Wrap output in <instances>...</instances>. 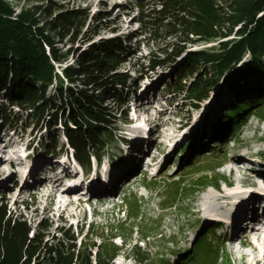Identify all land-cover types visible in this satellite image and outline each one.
I'll return each instance as SVG.
<instances>
[{
	"label": "rangeland",
	"instance_id": "obj_1",
	"mask_svg": "<svg viewBox=\"0 0 264 264\" xmlns=\"http://www.w3.org/2000/svg\"><path fill=\"white\" fill-rule=\"evenodd\" d=\"M2 1L13 11V18L18 16L24 20L23 17L28 16L31 25L44 27L56 48L67 55L65 61L54 64L58 77L54 76L47 85L49 97H53L61 85L74 87L65 71L77 67L80 55L93 45L120 39L127 48L118 70L129 76L124 86H118L124 103L116 99L107 102V107L115 112L116 120L107 126L105 144H98L91 152L89 159L92 162L97 156L108 160L110 157L111 161L126 157L127 154L121 152L124 143H128L124 137L126 132L142 134L138 121L152 131L147 145L142 146L129 166H124L127 174L116 189L110 193L92 192L85 205L71 204L61 208L55 196L46 193L50 179L43 173L37 183L29 182L30 177L24 183L18 182L16 173L7 170L35 159L45 162L46 158L58 157L70 147L75 149L66 134L64 119L61 117L56 125L47 120L40 125L32 123L26 130L21 129V122L18 129L6 125L1 113L3 106L9 105L12 90L9 81L5 84L0 81V142L8 151L0 159V175H9L14 185L10 190L0 187V202L7 205L9 214L26 219L32 232L44 233L47 240L57 235L58 227L72 228L79 240L85 239L88 245L96 242L102 256L112 259L111 264H249V258L240 257L244 256L242 251L233 252L228 231L221 233L211 220L233 214L237 188L242 189L241 182L247 180L255 163L264 166V101L257 107L250 105L249 115H241L233 121L227 119L232 115L231 108L236 109L244 102L249 105L256 97L264 100V77L247 76L249 86L242 91L237 86L236 70L232 68L225 71L217 86H212L203 100H191L172 91L178 82L176 73L190 55L202 50H219L222 42L240 39L238 32L244 24L231 26L224 19L218 24V34L224 33L222 36L210 42L197 41V36L192 41L183 39L187 43L186 49L179 58L169 66L148 69L150 58L170 59L173 43L179 42L162 29L167 22H172L164 14H158L162 8L160 0ZM213 2V13L218 14L223 3L221 0ZM70 10H83L88 17L80 29H74V34L59 36L58 32H53L52 23L62 12ZM206 11V6L196 4L193 14L188 17V25L193 27L194 22H200ZM156 17L161 19L154 24ZM230 29L233 30L230 32ZM189 37L192 39L191 35ZM46 49L48 53L47 46ZM249 58L247 54L242 61ZM195 77H185L183 83L190 86ZM76 85L83 87L82 82ZM168 85H172L170 89ZM95 92L100 93L99 90ZM26 122L31 120L27 118ZM231 122L234 127L229 131L226 123ZM53 138L58 141L57 152L50 149ZM9 140L11 143L7 147ZM136 143L132 144L131 151ZM235 155L245 159H241L242 165L237 164V170L232 172L228 163ZM225 181L235 185L228 189ZM75 192L67 190L69 194ZM211 196L219 201H201L203 197ZM46 225L50 226L48 231H40ZM249 253L256 262L262 259L258 251L251 249ZM93 264H96L95 258Z\"/></svg>",
	"mask_w": 264,
	"mask_h": 264
},
{
	"label": "trees",
	"instance_id": "obj_2",
	"mask_svg": "<svg viewBox=\"0 0 264 264\" xmlns=\"http://www.w3.org/2000/svg\"><path fill=\"white\" fill-rule=\"evenodd\" d=\"M221 1V6L226 8H219V13L223 10L220 16L213 13V0H160L162 8L157 11L158 14H164L172 22L164 23L162 27L165 28L162 29L179 42L173 43L170 59L150 58L148 69L169 66L185 52L186 41H192L196 36L199 37L197 41L207 42L222 36L224 33L218 34V24L224 19L231 26L244 24L238 32L240 39L222 42L219 50H202L190 55L176 73L178 82L173 85V93L184 94L191 100H203L211 87L217 86L225 71L232 68L236 70L237 86L242 91L249 86V76L264 77V0ZM196 4L206 6L207 11L202 19H198L200 22H194L190 27L188 17L193 14ZM12 15L11 8L0 0V81L3 84L9 81L12 90L9 105L3 106V121L13 129H18L21 122V129L26 130L32 123L40 125L46 120L56 125L63 117L66 134L75 147L77 157L89 163L91 152L98 144L103 146L107 141V126L116 120V114L107 107V102L116 99L124 103L118 86H124L129 76L118 70L127 48L120 39L93 45L80 55L77 67L65 71V76L74 87L64 88L61 85L56 94L49 97L46 95L47 85L54 76L58 77L54 64L65 61L67 55L56 48L53 39L45 34L44 27L31 25L28 16L23 20ZM87 17L88 13L83 10L62 12L53 21L52 30L59 36L74 34V29H80ZM160 19L156 17L154 24ZM183 34L184 38L181 37ZM247 54L250 58L243 62ZM190 75H196V79L187 86L183 79ZM77 82H82L83 87L78 88ZM43 83L46 85H41ZM168 86L170 89L172 85ZM98 90L100 93L95 92ZM261 101L264 100L256 97L250 100L249 105L244 102L236 109L231 108L232 115L227 119L233 121L241 115H249L250 107H257ZM24 117L31 122L27 123ZM68 123L76 128H70ZM232 127V122L226 123L229 131ZM57 145L58 141L53 138L50 149L57 152ZM49 228L46 225L40 231H48ZM55 234L47 240L44 233L32 232L26 219L14 218L9 214L7 205L0 202V264H93L94 258L96 264H111L112 259L102 256L96 242L88 245L85 239L79 240L72 228L58 227Z\"/></svg>",
	"mask_w": 264,
	"mask_h": 264
},
{
	"label": "bare ground",
	"instance_id": "obj_3",
	"mask_svg": "<svg viewBox=\"0 0 264 264\" xmlns=\"http://www.w3.org/2000/svg\"><path fill=\"white\" fill-rule=\"evenodd\" d=\"M138 127L140 130H143L142 134L138 133L137 135L136 134L131 135L126 132L125 134L126 136L124 138H126L128 143H124V141H122L124 145L122 146L123 148L121 149L122 150L121 152H123L124 154L126 153L127 155L126 157H121L120 159H116L115 161L114 160L111 161L110 157L108 160L106 158H102V156H97L96 157L97 159L94 160V162L90 160V162L87 163V162L80 160L77 157L75 149L70 147L68 151L65 150L58 157L46 158L45 162H43L42 160L38 162L35 159L32 162H29V163L27 162L26 165L18 164L17 165L18 167L15 168V170L17 171L18 169L22 171V173H24L21 177V180L24 183H26V180H28L29 177L31 180L29 182L37 183L38 181L42 179L43 175L41 176V174L43 173L46 179H50L47 182L48 190H53L54 188V183H52L53 181L57 183L68 182L72 184L73 187H70L68 191H76V193H74L73 195H69V193L67 192L66 193L56 192V191L52 192V195H54L55 199L58 200V207L59 206L66 207L67 205H69L68 203L69 196L78 195L80 193L82 194L84 193L90 194L92 192H99V193L109 192L110 193L111 190L116 189L119 182L125 177L124 175L127 174L126 172L127 169L124 166L126 165L129 166L135 160L137 153L142 149V146L147 145V141L152 135L151 128L148 129L147 127H144V126L142 127L141 120L138 121ZM10 143H11V140L8 141L7 147H9ZM134 143H136L135 148L131 151V146ZM127 156L130 157V159H127ZM112 159L114 158L112 157ZM241 159H245V158H243V156L241 155H235L228 164H230L231 166H236L237 164L238 166L242 165L240 164ZM127 162L129 164H127ZM24 167L25 169H23ZM7 171H10V173H14L11 170H7ZM253 172L254 173L252 177H254L257 173L264 174V171L262 170L260 166L254 167ZM244 173L246 174V172ZM0 178L2 179L0 180L1 181L0 187L4 189H8V190L13 189L14 185L9 175L4 173L0 175ZM251 190L252 189L250 188L247 190V192H245L244 190L243 191H244V194L246 195V193H248ZM257 190L259 191L260 194H262V197L264 198V190L259 187L257 188ZM237 191H238L237 199L234 200L236 202L239 201V198L241 196L240 194L243 193L241 190H239V188H237ZM228 197H231V196H228ZM206 199H208V201L212 199L213 201L215 200L219 201L218 198L214 196L213 197L211 196L209 198L203 197L201 201L205 202L204 200ZM254 199H255V195L252 194L249 198L250 200L249 205L245 209L246 216L250 215V212L253 210L252 201ZM47 208L49 209V206L46 207V209L44 210L45 212L47 211ZM221 208H222V205H221ZM233 212L234 213L231 219H233L234 216L236 215V208L233 210ZM214 217H216V215H214ZM231 219L225 218L224 222H226V224H229V222L233 221ZM220 222L224 223L223 221H220ZM253 223L254 222L251 221L250 225H254ZM224 226H227V225H224ZM262 236L264 237V233ZM256 242H255L256 248L251 247L252 251L260 252L262 256V261H264V238L261 241L260 237H258L256 238ZM253 249H256V250H253ZM255 263L257 264L255 259H253V257H249V264H255Z\"/></svg>",
	"mask_w": 264,
	"mask_h": 264
}]
</instances>
